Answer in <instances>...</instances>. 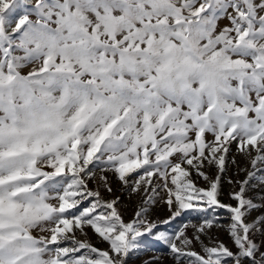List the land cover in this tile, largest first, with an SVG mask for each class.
<instances>
[{
    "label": "snow or ice",
    "instance_id": "obj_1",
    "mask_svg": "<svg viewBox=\"0 0 264 264\" xmlns=\"http://www.w3.org/2000/svg\"><path fill=\"white\" fill-rule=\"evenodd\" d=\"M154 245L264 264V0H0V264Z\"/></svg>",
    "mask_w": 264,
    "mask_h": 264
},
{
    "label": "rangeland",
    "instance_id": "obj_2",
    "mask_svg": "<svg viewBox=\"0 0 264 264\" xmlns=\"http://www.w3.org/2000/svg\"><path fill=\"white\" fill-rule=\"evenodd\" d=\"M235 152V149L233 148V153ZM235 171L234 168L231 166L229 167V175H232ZM91 186V185H90ZM113 189H114V195L119 196L121 198L122 202V211L125 213V219H130L134 210L136 209L137 204L139 203V196H132L131 199H129L128 194L123 191L120 187V185L113 180L112 183ZM228 186L225 184V191H227ZM107 196V193H105ZM152 214L154 217L158 216L160 218H164L168 215L166 207H164L162 204L156 205V207L153 209ZM253 215H258V213H253ZM185 220H191V221H197L199 218L193 213L191 215H188L184 217ZM221 222H225V217L223 214L220 216ZM213 237H219L221 240H224L225 242L228 241L227 234L219 229L214 228L212 232L210 233ZM103 247V245H99ZM197 250H199L197 248ZM153 256H159V264H173V261L171 257L167 254L166 249L162 245H154L152 246L151 250L146 252L144 255L141 256V260H147L152 258ZM135 264H140L139 261H136Z\"/></svg>",
    "mask_w": 264,
    "mask_h": 264
}]
</instances>
